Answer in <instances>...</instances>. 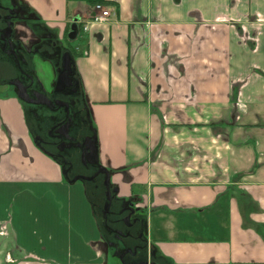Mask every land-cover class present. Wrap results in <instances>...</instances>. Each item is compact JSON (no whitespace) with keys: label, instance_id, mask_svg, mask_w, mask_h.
I'll return each mask as SVG.
<instances>
[{"label":"crops","instance_id":"obj_1","mask_svg":"<svg viewBox=\"0 0 264 264\" xmlns=\"http://www.w3.org/2000/svg\"><path fill=\"white\" fill-rule=\"evenodd\" d=\"M102 1L113 3L111 17L84 32ZM228 3L0 0V47L9 29L22 58L0 50V264L111 262L89 196L95 182H69L38 148L41 123L10 82L18 68L35 75L33 55L56 57L58 78L74 23L80 126L96 157L75 170L109 173L141 236L132 262L264 264V0H231L232 13Z\"/></svg>","mask_w":264,"mask_h":264},{"label":"rangeland","instance_id":"obj_2","mask_svg":"<svg viewBox=\"0 0 264 264\" xmlns=\"http://www.w3.org/2000/svg\"><path fill=\"white\" fill-rule=\"evenodd\" d=\"M192 1L194 2L196 0H192ZM228 1H229L228 11L231 10V13H232L233 9H230L231 0H228ZM224 14H225L223 17L224 20L228 19V15L225 12ZM79 39L80 37L74 41H71L70 44L75 45V43ZM56 52L60 54V47L56 48ZM18 57L22 65V61H21L22 58L20 57V55ZM30 58H26V61L28 62ZM31 60H33L35 64L34 67H35L36 73L34 75L31 72H27V71L26 72L27 74H31V76L35 80L33 87H36L38 85L37 79H39L46 90V94H47L46 98L50 101V103L53 104V106H56V109L52 111L51 109L43 105H34V104H28L24 102L26 109H28L29 112L34 111L37 116V119L41 123L39 134H42L43 137L47 138V141L43 144V146L46 148L48 152H51L54 155H57L58 151L60 153L65 152V149L69 147H77V148L83 149L85 156L83 155L82 152H80V154L78 153H77L78 155L76 154L77 156L73 160L75 168L78 167V164L80 165V167H85L84 164H87V166L88 164L94 165V161L96 157H95V146L93 145V143L95 142V139L93 136L83 135L84 132L82 131L80 124L83 122L84 117L82 118L80 117V119L78 118V114L80 112L83 113V108H85L86 106L85 98L83 97V95L81 96L80 94L71 95V94H67L66 92L60 93V95H57L54 97L49 96L53 88L52 83L57 78L56 70H58V68L56 65L58 64L59 60L56 57H53L52 59L51 58H39L36 55H33ZM16 71L19 76L18 78L25 77L22 71H18L17 69ZM18 83L20 84V81L18 80L15 81V84H18ZM13 88L15 89V87ZM56 97H61L62 100H60L59 102L55 101ZM60 104H64L65 107L64 108L60 107ZM69 131H73V133L76 134L75 135L76 138H80V139L72 142L68 135ZM44 133H46V136H44ZM58 159L60 160L62 158L60 157ZM63 164L64 163H61L62 166ZM74 171L76 170H73L72 172ZM71 174L73 173L70 172L69 175ZM104 182H105V179L102 181L103 186L105 187ZM89 189H90L91 202L95 208V214L96 212L99 213L100 210L102 211V207L104 209V206L106 204L105 202L107 201L106 193L100 197L98 194H96L95 190L92 188L91 185ZM124 211L125 210L123 207L122 208L118 207L117 209V213H118L117 217L119 218H118L117 223L116 222L115 223L118 224V226H113V227L109 226L112 224L110 223L107 224L105 220L103 221L101 220L102 221L101 226L104 231L103 233H104V236H106V240L108 243L107 247L110 250V255H111L110 264H121L120 262L121 255L123 254L126 246L130 244L131 242L130 239L121 238L120 236L115 235L112 230H110V229H113L114 227L120 230L122 229V226L120 225H122V223L124 225V220L127 218L124 214ZM115 223L113 224L116 225ZM111 237L116 239L115 243L113 242V240H111Z\"/></svg>","mask_w":264,"mask_h":264},{"label":"flooded vegetation","instance_id":"obj_3","mask_svg":"<svg viewBox=\"0 0 264 264\" xmlns=\"http://www.w3.org/2000/svg\"><path fill=\"white\" fill-rule=\"evenodd\" d=\"M10 33V30L9 29H5L2 34H1V44L2 46L0 47V50L3 52V54L10 60H13V58L15 60H17L18 62L19 61V55H14L13 52L11 51V41L7 38L8 34ZM14 61V60H13ZM17 63V62H16ZM21 64V63H20ZM18 67H19V64L17 63ZM18 71H22L25 75L24 78H18V74L16 73L15 77L13 76V79H11L10 82H15V81H20V84L25 88V94L27 95V97L31 100V101H37V97L42 95L41 93H39V89L38 87H33V84H34V81L33 78H31V76L29 74H27V72L23 69H20L18 68ZM74 75V74H73ZM72 86L69 87V88H64V89H60L59 87V84H58V81L57 83L54 85V88H56L58 90V92H54V88H53V92L51 93V97H54V96H57V95H60V93H63V92H66L67 94H71V95H75V94H78V84L77 82L75 81V78L74 76L72 77ZM13 87H15V90L17 91V94H18V90L16 89V86L13 85ZM56 100L55 101H60L62 100L61 97H56L55 98ZM49 104H50V107H47L45 105V107L51 109L52 111H54L56 109V106H53L52 103H50L49 101ZM35 105V104H34ZM60 107H65L64 104H60ZM78 117H79V114H78ZM70 138V137H69ZM71 139V138H70ZM40 143L44 144L46 141H47V138L44 137V138H40L39 139ZM72 142H74L75 140L71 139ZM72 147H69V148H66L65 150L67 149H71ZM63 153V152H62ZM60 154V157L62 158L61 160L66 162L67 164H69V173H73V167H72V163H73V160L75 159V157L80 154V153H76L74 154L73 156L69 155V154ZM65 153V152H64ZM83 155L85 156V153L82 152ZM68 155V156H67ZM74 157V158H73ZM85 166H87V164H84ZM89 165V164H88ZM110 191V190H109ZM107 192V190H106ZM110 194H111V191H110ZM107 200V198H106ZM107 202V201H106ZM125 211H124V214L125 216L127 217L125 220H124V225L122 223V229H116L114 227V229L112 230L113 233L117 236H120L121 238H124V239H130V238H136V232H134L133 228L137 225L136 221H135V218L132 216L133 214L130 213L128 210H126V208L124 207ZM103 212H104V209H103ZM109 212V211H108ZM107 212V213H108ZM106 213H104L105 215ZM133 218V219H132ZM131 219V220H130ZM123 221V220H122ZM117 222V220H116ZM109 226H116V225H109ZM125 228V229H123ZM141 237V236H140ZM138 238L140 244L137 246L135 245V247H129L128 245L126 246L123 254L121 255V258H120V262L121 264H138V263H133L132 262V259L129 258V256L131 257L132 255H137L138 253V249H141L142 248V241H141V238ZM137 246V247H136ZM127 256V257H126ZM126 257V259H125ZM125 259V260H124Z\"/></svg>","mask_w":264,"mask_h":264},{"label":"trees","instance_id":"obj_4","mask_svg":"<svg viewBox=\"0 0 264 264\" xmlns=\"http://www.w3.org/2000/svg\"><path fill=\"white\" fill-rule=\"evenodd\" d=\"M98 3H101L103 4L104 6L108 7V6H114L113 3L111 2H108V1H102V2H98ZM116 10H117V7H116ZM77 28L79 30V25H77ZM70 32V27L66 30L65 32V35H64V41L66 43V46H67V49L65 50V52H69L71 58H72V64H73V72L75 73V69H74V58H77L79 57L80 55L75 53V51L72 49L71 47V44H70V40L68 39L67 35L68 33ZM54 92H58V90L56 88H54ZM81 117V116H80ZM80 117H78L80 119ZM82 118V117H81ZM84 121V120H83ZM36 145L38 146L39 149H41L45 154L47 155H50V156H53L54 158H56L57 161H59L60 163H64L63 164V170H64V176L65 178L69 181V182H82V183H94V190L96 192V194H98L100 197L103 196L105 194V190H106V187L103 186V183L102 181L105 179L106 175H109L108 172L106 171H99V170H95L93 172H91V174L89 176H82L81 174L79 173H76L77 171H74L73 174L69 175V164H67L66 162L62 161L61 159L59 160L58 158H60V153L59 151L57 152V155H51V153H49L46 148L43 146L42 143L39 142H36ZM72 167H74V164L72 163ZM78 169H82V167H80V165L78 164ZM75 170V169H74ZM71 177V178H68V177ZM92 185V184H91ZM89 188V187H88ZM115 195V194H114ZM113 195V193L111 192V204H110V207H109V212L106 213L104 215V212H103V207H102V211L100 210L99 213L96 212V216L98 218V222H99V225L101 226L102 224V221L105 220V222L110 223L112 225H114L113 223L116 222V220L118 221V218L117 217V209L118 207L119 208H122L120 205H121V200H118L116 199V197ZM90 196V194H89ZM91 200V198H90ZM106 202V201H105ZM93 206V204H92ZM94 208V206H93ZM124 208V207H123ZM125 210V209H124ZM127 210V209H126ZM94 211H95V208H94ZM114 215V216H113ZM137 219V222L140 223V225L144 226V216L140 215V217L136 218ZM102 220V221H101ZM117 223V222H116ZM115 223V224H116ZM116 226H118V224H116ZM102 228V226H101ZM114 229V228H113ZM113 229H110V230H113ZM145 247V246H143Z\"/></svg>","mask_w":264,"mask_h":264},{"label":"water","instance_id":"obj_5","mask_svg":"<svg viewBox=\"0 0 264 264\" xmlns=\"http://www.w3.org/2000/svg\"><path fill=\"white\" fill-rule=\"evenodd\" d=\"M78 34V28L76 24H72L70 26V32L68 33L67 37L70 41H74L77 37ZM72 77H73V64H72V58L69 54V52H65L62 55V68L59 72L57 81L59 84L60 89L64 88H69L72 86ZM14 86H16V89L18 90V97L20 100H22L25 103L28 104H35V105H45L47 107H50L49 100L46 98L44 95H40L37 97V101H31L27 95L25 94V88L21 84H15L13 83ZM103 171V170H101ZM109 175H106L105 177V187H106V198L107 202L104 206V213H107L109 211V207L111 204V194L109 191ZM148 264V263H145Z\"/></svg>","mask_w":264,"mask_h":264},{"label":"built area","instance_id":"obj_6","mask_svg":"<svg viewBox=\"0 0 264 264\" xmlns=\"http://www.w3.org/2000/svg\"><path fill=\"white\" fill-rule=\"evenodd\" d=\"M92 8H93L94 14L89 19V21L83 25L82 30L84 32L88 30V24L89 23L90 24L104 23L111 17V12L109 10V7H106L101 3H95ZM239 105L240 104L237 103V106H239Z\"/></svg>","mask_w":264,"mask_h":264}]
</instances>
